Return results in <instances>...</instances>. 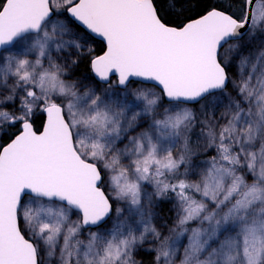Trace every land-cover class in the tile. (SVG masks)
Returning a JSON list of instances; mask_svg holds the SVG:
<instances>
[{
    "label": "snow or ice",
    "instance_id": "1",
    "mask_svg": "<svg viewBox=\"0 0 264 264\" xmlns=\"http://www.w3.org/2000/svg\"><path fill=\"white\" fill-rule=\"evenodd\" d=\"M191 2L0 0V116L15 129L0 135V264H46L57 249L60 264H138L141 250L152 264H264V73L231 75L264 6L213 0L181 21ZM69 24L105 42L89 60L103 91L70 82ZM17 40L21 52L2 51ZM141 82L159 93L133 90ZM197 123L214 153L203 164L188 136ZM169 193L180 212L158 229ZM120 202L124 230L109 227Z\"/></svg>",
    "mask_w": 264,
    "mask_h": 264
},
{
    "label": "rangeland",
    "instance_id": "2",
    "mask_svg": "<svg viewBox=\"0 0 264 264\" xmlns=\"http://www.w3.org/2000/svg\"><path fill=\"white\" fill-rule=\"evenodd\" d=\"M262 6H264V0H259V2ZM59 11H63V8L59 9ZM254 14L257 16L259 15V10L254 9ZM58 19H63V17H58ZM69 31L65 33L63 36V40L68 41L69 43L65 45L66 52L61 53V63L66 65V71L67 75L71 78L70 82L76 83L84 90H87L88 87H93L97 89L98 91H103L106 88V85L99 84L91 77H81L77 72V65L78 62L85 57L92 58L94 55H92L96 49L95 43L92 39H88L85 37L83 32L77 33V30L71 25H68ZM34 34L28 35L25 39L30 40ZM252 35L255 37L251 42H247L248 40V34L246 33V41L242 43L241 47L233 53V66L231 68V75L233 77H236L237 75H253L256 79L261 78V74L264 73V61L258 62V57L262 51H264V20L258 21V23L255 25V27L252 29ZM76 41L77 43H80L82 48L85 46V44L89 48L88 53H83L82 55H77V49L75 47L71 46L72 41ZM25 44V40H19L17 41L13 46L10 48L4 50L3 52L8 53H19L23 50ZM238 57V58H237ZM34 58L33 56L29 57ZM73 60L77 61V63H73ZM247 60L246 64H241V61ZM2 63V62H0ZM253 65H255V71H253ZM256 79L253 80V83L255 84ZM113 85V84H112ZM133 90H150L159 93L158 89L149 86V85H143V84H134ZM113 92H119L120 89L113 85L112 88ZM42 106L37 104L34 105V112L35 115L32 117L33 121L35 122V119L41 115V111L39 109ZM170 107V106H168ZM182 107H191L192 110L199 116L200 113L197 111V108L195 105H182ZM201 119L203 117L201 116ZM9 125L8 122L5 120L4 117L0 116V135L8 129L2 127ZM207 132V128H204L201 130L199 123H197L196 126H194L190 132L188 133L190 143L196 150L198 156H199V162L203 164L206 162L211 155L214 153L211 152L210 149L206 150L203 148V145L205 143L204 134ZM199 133V136L197 135ZM200 155H207L202 156ZM195 159V157H194ZM148 191H151V187L148 188ZM158 204L153 209L154 215L151 218L152 226L157 227L159 229L160 224L166 223L170 227L175 225V221L177 219V215L180 212L179 208V202L178 198L169 193L167 197L161 199L157 198ZM114 207H119L122 210L121 216H113L111 218L109 227L114 228L116 225H119L121 230H124L125 226V219L123 217V210L125 208V205L123 202L118 203ZM73 219H76L77 217L74 215L72 217ZM191 226L196 227L195 222L191 223ZM203 227H207V223L203 225ZM181 244L186 245L187 240L186 238H181ZM146 248L154 247L152 245H145ZM148 257H150L148 259ZM203 258V257H202ZM135 259L138 261V264H152L153 256L148 254L147 252L141 250L136 256ZM46 264H60L59 261V250L57 249L56 253L51 257H46ZM176 264H179V261H176Z\"/></svg>",
    "mask_w": 264,
    "mask_h": 264
},
{
    "label": "trees",
    "instance_id": "3",
    "mask_svg": "<svg viewBox=\"0 0 264 264\" xmlns=\"http://www.w3.org/2000/svg\"><path fill=\"white\" fill-rule=\"evenodd\" d=\"M197 2V0H192L191 4H185L184 10L182 13H180V10L177 9L176 13H174V15L179 14V19L181 21H184L186 18L188 17H195L197 15L198 11H203V5L208 4L210 2H213V0H201V8L200 9H196L194 7L195 3ZM105 46L101 41H97V45H96V49L94 51V53L92 55H99L102 53V51L104 50ZM91 58L90 57H85L82 58L77 65V72L79 74H89L91 73V67H90V63L89 60ZM44 121V116L41 113V115H39L34 122V126L36 128V130L41 128V125L43 124ZM7 128L8 132L11 134L12 132L15 131L14 128H11L9 125H6L4 127H2V129ZM3 142V141H0ZM202 156H207V155H200V157ZM150 257H148L149 259Z\"/></svg>",
    "mask_w": 264,
    "mask_h": 264
},
{
    "label": "water",
    "instance_id": "4",
    "mask_svg": "<svg viewBox=\"0 0 264 264\" xmlns=\"http://www.w3.org/2000/svg\"><path fill=\"white\" fill-rule=\"evenodd\" d=\"M259 0H255V2L257 3ZM254 6L252 7V12L254 13ZM97 40H100V41H102L103 43H104V45H105V42L103 41V39L102 38H100V37H95ZM16 42V41H15ZM14 42V43H15ZM13 43V44H14ZM13 44H10V45H7V46H5L4 47V49L2 50V51H4V50H6V49H8V48H10L11 46H13ZM94 75V74H93ZM112 78H116V77H112ZM103 83V82H102ZM141 83H145V84H151V85H153L152 83H150V82H141ZM46 124V118H45V115H44V123H43V125L41 126V128L37 131L38 133H39V131H42V128H43V126ZM33 127H34V125H33ZM27 238V237H26Z\"/></svg>",
    "mask_w": 264,
    "mask_h": 264
},
{
    "label": "flooded vegetation",
    "instance_id": "5",
    "mask_svg": "<svg viewBox=\"0 0 264 264\" xmlns=\"http://www.w3.org/2000/svg\"><path fill=\"white\" fill-rule=\"evenodd\" d=\"M93 41H94V43H95V46L97 45V41L98 40H96L95 38L94 39H92ZM82 76L83 75H86V77H91V78H93L96 82H98L99 84H102V83H100L98 80H96L95 78H94V76H93V74L92 73H89V74H81ZM111 83L114 85V86H116V79H112V81H111ZM141 83H139L138 85H140ZM103 85H105V84H103ZM117 87V86H116ZM117 88H119V87H117ZM159 91V90H158ZM162 95V94H161Z\"/></svg>",
    "mask_w": 264,
    "mask_h": 264
},
{
    "label": "bare ground",
    "instance_id": "6",
    "mask_svg": "<svg viewBox=\"0 0 264 264\" xmlns=\"http://www.w3.org/2000/svg\"><path fill=\"white\" fill-rule=\"evenodd\" d=\"M258 2H259V1H258ZM258 2H257V3H258ZM80 76H81V77H86V75H83V76H82V75H80Z\"/></svg>",
    "mask_w": 264,
    "mask_h": 264
}]
</instances>
